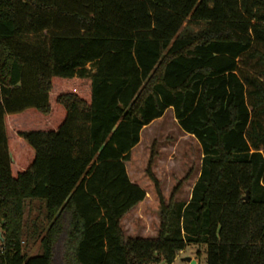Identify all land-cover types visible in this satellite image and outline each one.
I'll return each mask as SVG.
<instances>
[{
  "label": "trees",
  "instance_id": "16d2710c",
  "mask_svg": "<svg viewBox=\"0 0 264 264\" xmlns=\"http://www.w3.org/2000/svg\"><path fill=\"white\" fill-rule=\"evenodd\" d=\"M261 47L264 0H0V264H172L189 244L264 264V68H242ZM170 107L200 175L166 203L148 169L158 235L126 237L147 195L126 162Z\"/></svg>",
  "mask_w": 264,
  "mask_h": 264
},
{
  "label": "rangeland",
  "instance_id": "374dc122",
  "mask_svg": "<svg viewBox=\"0 0 264 264\" xmlns=\"http://www.w3.org/2000/svg\"><path fill=\"white\" fill-rule=\"evenodd\" d=\"M198 30V26H191ZM264 51V48L261 47ZM242 68L245 72L259 74L256 58H244ZM264 78V76L262 77ZM203 152L197 139L182 130L170 107L164 115L141 131L140 142L132 149L131 159L126 162L127 172L134 183L146 192V198L121 220V226L126 237L152 238L158 235L160 226L161 205L156 190V184L149 175L148 169L158 181L159 188L166 203L171 195L178 201L187 202L197 181L202 163ZM40 203L26 201L25 224L32 232L37 208ZM28 237H25V239ZM29 254L38 252L39 240L27 241ZM201 251L200 255L197 254ZM206 247L200 244H189L180 251L172 264H190L184 258L196 260V264H206ZM165 264V263H159Z\"/></svg>",
  "mask_w": 264,
  "mask_h": 264
},
{
  "label": "water",
  "instance_id": "95a60500",
  "mask_svg": "<svg viewBox=\"0 0 264 264\" xmlns=\"http://www.w3.org/2000/svg\"><path fill=\"white\" fill-rule=\"evenodd\" d=\"M249 198V196L247 195L246 197H245V199H248ZM2 236H1V231H0V238H1ZM186 261H189L190 262V264H196V260L195 259H191L190 257H186V258H184Z\"/></svg>",
  "mask_w": 264,
  "mask_h": 264
},
{
  "label": "crops",
  "instance_id": "0c3cea01",
  "mask_svg": "<svg viewBox=\"0 0 264 264\" xmlns=\"http://www.w3.org/2000/svg\"><path fill=\"white\" fill-rule=\"evenodd\" d=\"M155 121V120H154ZM127 167V166H126ZM131 179V178H130ZM132 180V179H131ZM133 181V180H132ZM134 182V181H133ZM142 202V201H141ZM141 202H139V203H141ZM139 203L137 204V205H135L132 209H130L127 213H129L130 211H133L138 205H139ZM126 213V214H127ZM37 216H38V211H37V214H36V217L35 218H37ZM34 224V223H33ZM34 227V226H33ZM39 245V244H38ZM38 251H39V246H38Z\"/></svg>",
  "mask_w": 264,
  "mask_h": 264
},
{
  "label": "built area",
  "instance_id": "2783aa9c",
  "mask_svg": "<svg viewBox=\"0 0 264 264\" xmlns=\"http://www.w3.org/2000/svg\"><path fill=\"white\" fill-rule=\"evenodd\" d=\"M0 250H1V248H0Z\"/></svg>",
  "mask_w": 264,
  "mask_h": 264
}]
</instances>
